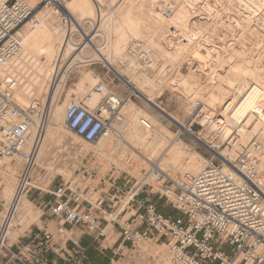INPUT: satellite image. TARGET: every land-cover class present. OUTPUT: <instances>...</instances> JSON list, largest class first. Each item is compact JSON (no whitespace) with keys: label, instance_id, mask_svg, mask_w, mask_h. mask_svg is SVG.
I'll return each instance as SVG.
<instances>
[{"label":"built area","instance_id":"1","mask_svg":"<svg viewBox=\"0 0 264 264\" xmlns=\"http://www.w3.org/2000/svg\"><path fill=\"white\" fill-rule=\"evenodd\" d=\"M207 2L199 0L197 6ZM62 4L63 0L0 2V158L13 159L20 154L33 126L40 132L41 126L36 124L34 116L41 112L42 102L32 99L26 106H21L14 97L20 84L15 63L23 52L25 28H35L40 24L39 10L50 8L65 20ZM175 5L173 1L164 2L158 7V12L168 17ZM194 14H198L201 22L206 17L211 25L217 20L215 12L206 15L198 9ZM172 30L167 40H171L174 46L175 40L182 39V35ZM228 40L232 42L231 38ZM132 55L138 65L134 67L136 72L153 71L156 62L151 49L139 48ZM184 60L187 64L193 61L188 57ZM159 69L157 82L161 85L169 82L163 78L172 76L174 70L170 64ZM124 83L130 85L127 80ZM104 90V83L100 82L94 86L93 92L102 93ZM259 90L253 83L247 94ZM133 94L129 91L124 97H118L109 92L92 108L70 101L65 109V126L82 140L95 142L110 133L121 103ZM242 109L239 113L231 111V119L227 121L221 110H208L201 99L196 98L189 103V124L183 128L208 153L206 161L196 173H181L175 177L155 161H149L141 178L132 177L121 197L114 198L121 211L128 208L130 212L120 225L124 243L135 246L145 238L161 241L171 252L170 264H264V140L257 136L251 138L231 159L221 155L239 140V126L244 121L236 117L241 116ZM140 122L149 128L143 118ZM35 147L36 144L17 176L15 199L25 195L32 186L29 179L35 166L32 161ZM44 190L51 195L44 205L45 212L56 219L58 231L63 232L64 227L69 226L80 228L84 233L102 235L99 226L107 205L104 195L88 199L71 181L64 180L52 189H41ZM140 192L147 197L157 195L163 198L165 204L173 209V214H162L150 199H137ZM108 201L114 204L111 199ZM13 204L14 198L7 204L2 202L0 190V264H48L46 253L51 249L52 234L47 230L33 233L26 245L16 244V251L10 250L7 260H2L3 250L12 248L6 244ZM80 250L83 251L82 248ZM81 263L82 260L77 259L76 264Z\"/></svg>","mask_w":264,"mask_h":264},{"label":"bare ground","instance_id":"2","mask_svg":"<svg viewBox=\"0 0 264 264\" xmlns=\"http://www.w3.org/2000/svg\"><path fill=\"white\" fill-rule=\"evenodd\" d=\"M2 1L4 0H0V2ZM94 1L102 2L104 0H63L61 6L65 14H69L74 19L78 20V29L83 30L85 39L89 36L86 31L84 32L83 20L85 19L93 22L99 21V31H106L107 34L109 33L103 47H101L102 44L98 45L95 43L93 39L94 36L86 39L89 46L93 49L92 54L89 56L90 58L84 55L87 43L82 46V42H74L72 24H70V22L69 25L65 27L66 23L58 17L59 15L57 16L54 14L50 8H41L39 10L38 17L40 24L35 28H25L23 52L15 63L16 69L20 74V84L14 94L16 101L27 103L32 100L34 96H38V100H41L45 94H48L51 82L57 79L62 71L64 72L72 65L91 60L101 61L112 71L122 75L123 71L114 64V58H120L122 60L124 58H126V60L129 59L127 62L128 66L131 67L132 65L133 67H138L132 52L134 53V51L144 47L153 51L156 64H162V59L164 58L173 62V65L170 64L174 70L172 76L164 77L163 79L168 80V85L170 84L172 88L174 87V89L180 90V92L184 93L190 100L193 101L195 98L201 99L211 108H217L218 105L219 110L222 111L221 114L225 116L227 121L231 119V116H229L231 111L235 110L234 112L239 113L241 108H243L240 113L241 116L236 117L237 120L242 119V121H244L243 124L239 126L240 138L237 143L233 145L231 150H224L221 155H225L228 159L233 158L235 156V147H237L238 142H245L246 139L253 138L250 137L253 133H256L259 139L264 140V63L261 64L260 62L261 66H259L260 64H253L247 71L242 72L237 70V66L233 64V57H231L233 55H229L231 53L235 55L236 53L232 52L233 48L230 47L232 43H228V41L222 37L218 38L219 36H217L216 40V38L212 37L211 31V33L207 32L209 30L208 28H204V25H199L197 22L195 23L192 17L189 19V16L198 12V9L202 11L204 8L202 7L201 9L202 5L197 6L198 2L196 3L195 0H176L173 13L165 17L154 10V5L157 0H110L109 4L114 8L112 9L113 11H111L114 16H111L108 15V12L97 7ZM169 1L171 0H165V3ZM216 1L225 3L228 6L231 5L233 10L232 14L237 21L235 24L237 25L240 22L243 24L242 26L244 27H241V32L243 31L242 29L245 28L250 31L249 33L252 32V35L250 34L248 36L252 37L255 45H251L252 47H250L252 48V52L257 51L262 53V55H258L261 56L260 59H262L264 57V41H262V35L264 36V22L263 24L261 23L262 27L257 26L258 24L256 25V23L253 22L254 20L251 16L253 12L249 9L251 5H249V7L244 5V2L241 0H209V3ZM258 1L264 2V0ZM256 3L259 2L256 1ZM206 6L208 7V5ZM211 13L212 12H210L209 15ZM196 19L199 20L200 17ZM233 21L234 20H232V22ZM191 24L192 26H190ZM253 24L255 25L253 26ZM186 26H188V28ZM207 26L209 25L207 24ZM164 27L167 28L168 31L173 29V32L180 33L182 39H177L174 46L168 47L163 44V39H168L170 36V32L164 34ZM213 27L215 26H212V28ZM261 31L263 33H261ZM218 32L220 31H217V33ZM215 33L216 32L213 30V34ZM240 35H243V33ZM190 45L192 49L188 55V59H193V61L190 62L191 66H189L186 74L180 75L178 72L175 73V69L178 67L177 64L185 57H183L184 46L186 49L187 46ZM239 52L240 51H238V53ZM225 64H227V69L222 68ZM65 67L66 69L64 70ZM141 71L143 72H141L139 74L140 76H137V78H132V76L127 79L129 83L133 84V90L131 91L134 93L138 92V86L140 88H145L146 86L151 87L156 79L155 76L158 75V72H155L156 75L151 76V72L145 70ZM63 75L64 74H61L60 79H62ZM83 77L82 80H85L86 76ZM81 83H83V81H81L80 84ZM253 83L257 85L260 90L258 92L252 91L250 94H247L248 89ZM59 85L56 84L57 87L53 90L52 96H50L51 99L47 116L41 119L34 116L36 124L38 123V125L41 126L40 132L37 131L36 126H33L31 134L20 154L16 155L13 159L6 157L0 158V172L4 168L3 175L0 177L2 202L7 204L14 198V211L7 232L6 246H8V235H15L11 230L14 222L21 219L28 223V221L37 217V213L33 211L30 201L24 194L15 199L17 184V177L15 176L17 169L12 166V160H15L17 163H23L30 156L33 145L36 144L34 153H32L33 163L43 167L45 171L55 172V163L60 150L53 153L49 159L44 160V156L48 153L50 148V142H63L66 135L70 136L72 144L84 141L65 126L66 103L58 104L56 102V97H58L57 92L60 91ZM82 90H84V86ZM90 97L91 96H89V98ZM144 99H146V101H151V103L158 107L163 113L175 119L164 108L154 103L151 97H145ZM230 99L231 101H229ZM92 101H96V96L92 98ZM74 102L79 103V101ZM119 110L121 115L119 114L120 116L112 121L110 133L95 141L94 146L92 145L94 149L106 152L105 154L109 153L110 155L121 141H129L130 147L135 151L139 152L138 148H143V152H139L142 156L145 155L146 152H152L150 157H146V159L143 156L145 162L148 163L152 161L151 156L154 157L162 147L166 155V157L163 158L164 162L179 167L182 165L186 168V173L189 174L196 173L203 166V163H205L206 159L182 142H175L177 145L167 148V145H169V142L173 139H171L170 131L165 126L159 124L155 118L138 116L140 109L138 110V108H136L131 99L122 102ZM141 118L146 121L149 128L145 127L140 122ZM157 124L159 125L158 129ZM249 125H252L250 130H248ZM112 137H115L116 141L114 145L110 146ZM82 150V153L86 152L85 148H82ZM111 159L116 162L113 156H111ZM160 165L162 166L163 163H160ZM262 165L264 166V159L262 160ZM13 179H15L14 185L11 183ZM29 183L32 186H36L37 179L34 180L32 178ZM140 246L144 250L150 247L148 243L144 241L140 242ZM156 264H170V258L166 251H161L156 255Z\"/></svg>","mask_w":264,"mask_h":264},{"label":"rangeland","instance_id":"3","mask_svg":"<svg viewBox=\"0 0 264 264\" xmlns=\"http://www.w3.org/2000/svg\"><path fill=\"white\" fill-rule=\"evenodd\" d=\"M171 1L176 2V0H171ZM195 1H196V3L198 2L197 0H195ZM241 1H243L244 5H247L248 7H249V5H251V8L249 7V9H251V12H253V13H251L252 19L254 20L253 22H255L256 25L258 24L257 26L262 27L261 23L263 24V22H264V7H263L264 2L258 1V0H253V1L248 0L249 2L246 3L247 1H244V0H241ZM256 1L259 3H256ZM164 2H165V0H157V2H156L157 4L155 3V5H154L155 12H158L159 5L163 4ZM216 2H210L209 3V0H208V2L204 4L205 6H203V5L201 6V9H202V7H204L202 9V12L205 14L207 13V15L210 13V11L216 13L218 18L215 21L216 23L214 22L215 24L212 23L213 25H211V23H207L208 19L206 17H204L205 19H203L201 17L204 20L202 23L200 20L196 19L198 14L195 15L194 13L189 16L190 17L189 19H191V17H192V19L195 20V23L197 22L199 25H202V26L204 25L203 26L204 28H208L209 30L207 32H209V33L212 32L211 35L213 38H216V40H217V36L221 35V37H223L225 40H227L228 43L233 42L230 45V47L233 48L232 52L233 53L236 52V53H235V55L232 53L229 55H233L231 57H233L232 58L233 62H234L233 64H235V66H237L236 67L237 70L243 72V71H247L250 67H252L253 64L259 65L260 62H261V64H263L264 63V57L262 59H260L261 56H258V55H262V53H259L257 51H254L255 53L252 52V48H251L252 46L251 45H255V44L253 43L252 37L248 36L250 34L252 35V32L249 33L250 31L246 30L247 28L242 29L243 31L241 32V27L243 28L244 26H242L243 24L241 22L238 23L239 25L237 24L239 27L235 24L237 21L234 19V15L232 14L233 10L231 8V5L228 6L225 3H220L218 1H216ZM251 2H252V4H251ZM94 4H96L97 7L100 6V8L103 11L108 12V15L114 16V15H112V12H111V11H113L112 9H114V8L111 7L109 2H107V1H102V2L96 1L95 2L94 1ZM100 4H102V5H100ZM217 4H219V5H217ZM206 5H208V7ZM209 6L211 9L209 8ZM217 6L219 9L217 8ZM255 8H257L258 10ZM109 12H111V13H109ZM195 13H197V12H195ZM64 18H65V20H63V22L66 23L65 27H67L69 25V22H70V24H72L74 42H77V43L82 42L81 43L82 46L85 43H87V46L84 50L85 51L84 55L87 56L88 58H90L89 56H90V54H92L93 49L91 48V46H89L88 41L86 40L87 38L94 36L93 39H94L96 44H98V45L102 44L101 47H103L105 45L106 39H107V36H109L108 35L109 33L107 34L106 31H99L100 30L99 29V21L93 22V21H87L88 19L83 20L84 21V32L86 31L89 35L85 39V36L83 35V30L78 29V25H79L78 20L74 19L69 14H65ZM232 20H234L235 22L234 21L232 22ZM227 23H229V24H227ZM207 24L209 26H207ZM254 25L255 24H253V26ZM212 26H215V27L212 28ZM186 27L188 28V26H186ZM214 28L217 31L218 30L220 31V32H218L219 35ZM212 29L217 34L216 33L213 34ZM223 31H226V32L224 33ZM163 32H164V34L169 33V31L165 27L163 29ZM238 33H239V35H238ZM241 33H243V35H240ZM261 33H263V32L261 31ZM239 36H240V38H239ZM226 37L229 39L232 38V42H229V40ZM218 38H220V36ZM262 39L261 40L264 41L263 35H262ZM175 42H176V40H175ZM162 43L167 45L168 47L172 46L171 40L167 41V39H163ZM187 48L185 49V46H184L183 57L184 56L185 57L183 58V60L186 59V57H188L189 53L191 52L192 46L191 45L187 46ZM239 49H242V50H239ZM238 51H240V52L238 53ZM257 53H259V54H257ZM166 59L165 58L162 59V61H163L162 65H157L156 63H154L153 71H151V73H150L151 76L156 75L155 72L159 73L160 67H164V65H169V64L173 65L172 61L166 60ZM183 60L179 61V64H177L178 67L175 69V73L178 72L180 75L186 74L189 66H191L190 64H187L185 60L184 61ZM258 60H259V62H258ZM128 61H129V59L126 60V58H124L123 60L120 58H114V64L120 70L123 71L122 75H119V74L115 73L114 71H112L105 63H103L101 61H95V60H93V61L91 60V61L80 63V64H75V65L68 67L67 69L65 67L64 70L65 69L66 70L64 72L62 71V73H61V74H64L62 76V79H60V77H61V74H60L57 77V79H55L53 82H51L50 87L48 89V94H45L46 96L44 95V97L41 98L40 101L42 102L43 107L40 110L41 112H38L37 117H44L45 118L47 116V111L49 110V102L51 99L50 96H52V94L54 92L53 90H55V88L57 87L56 84L59 85V82H60V85H59L60 91L57 92L58 97H56V99H57L56 102L58 104L66 103V107L70 101H79V102L87 105L89 108H92L98 103V101H100L102 98H104L105 95L108 94L109 92H114L118 97H123L120 94L121 89L125 90L126 94L129 91L133 90V84L130 83V85H126L124 83V80H127L132 76H133L132 78H135V77L137 78V76H140L139 74L141 72H143V71L136 72L132 65H131V67L127 65ZM261 64L259 66H261ZM226 66H227V64L223 65L222 68L224 69V68H226ZM152 72H154V73H152ZM83 76H86L87 80L86 79L82 80V78H84ZM155 78H154L155 79L154 83L152 82L153 87L152 86L151 87L146 86L145 88L144 87L140 88L138 86V92L134 93L132 95V97L130 98L134 102L136 108H138V110L140 109L138 116L155 118L159 124L165 126L170 131L171 139L172 138L173 139L169 142V145H167V148H170L171 146L177 145L175 142H182L183 144H186L187 146L192 148V150H195V152H197L199 155H201V157L206 159L205 157L208 156V153L205 151V149H203L201 146H199L193 139H191L185 133L184 128H183V126L187 127L189 124L187 122V116H188V111H189L188 110L189 109V103L192 100H190V98L187 97L184 93L180 92V90L174 89V87L172 88L170 84L168 85V82H165L162 85L159 84L157 82V80L159 78L158 76H155ZM81 81H83V83L80 84ZM100 82L104 83L105 91H103L102 93H92L94 86ZM155 82H157V83H155ZM83 86H84V90H82ZM89 96H91V97L89 98ZM95 96H96V101L93 102L92 98H94ZM37 97L38 96H34L32 99H38ZM145 97H151L154 103H156L158 106L164 108L175 119H173L169 115L163 113L158 107L153 105L151 103V101H146V99H144ZM44 99H46L47 101ZM17 102L21 106H26L30 101H28L27 103H21L19 101H17ZM203 103H204V106L208 110L212 111V110H218L219 109L218 105H217V108H211L206 102L203 101ZM214 107H216V106H214ZM120 113L121 112L119 110L118 116L121 115ZM64 123H65V121H64ZM158 126L159 125L157 124V129H158ZM193 126L195 127V124H193ZM251 128H252V125H249L248 130H250ZM120 133H122V132H120ZM255 136H258V135L256 133H253V135L252 134L250 135V137H255ZM65 137L66 138L63 142H59V143H55V142L51 143L50 142V144H49L50 148L48 150V153L44 156V160H47L53 155V153H55L57 150H60V153L58 155L56 154L57 159H56V163H55V170H56L55 172L54 171L53 172L52 171H50V172L45 171V169L43 167H40V166L36 165V163H35V166H34L32 172L30 174L29 180H32V178L34 180L37 179V183H36V186L33 185L30 187L29 191L25 194V196L30 201V204L32 206L33 211L37 213V217L32 219L31 221H28V223L26 221L21 220V219H19L13 223L11 230L15 233V235L14 236L10 235V234L8 235L9 236L8 246L12 245V248H10V249L5 248L3 250L2 260L4 262L7 260L8 256L11 254L10 250L16 251V244L17 245H26L27 243H29L31 241V235L33 233H35L39 230H45L47 228H48V231H51L53 233H56L58 231V222L53 217L48 216L46 214L45 208H44V205L47 203V201H49L51 199V195L45 190L41 191V189H52L53 186H55L61 180L71 181L72 185L74 183H76V185L81 187V189H82L86 184L89 183V180L86 179V180L82 181L79 178V174H82V170H84L86 167L89 168V167H94V166H99L98 168L104 167V168L108 169L111 165L114 167L113 169L117 170V172L122 173L125 176H130V177H134L136 179H139L143 176V174L145 173L147 166H148V163L145 162V160L143 159V156L146 159V157H150V155L152 154V152H150V153L146 152V154L142 156L140 154L143 152L142 147L138 148V151L140 152L139 153V152L135 151L132 147H130L131 145L129 144V141L124 140V141H121L118 144V146L113 149V151H112V153H110V155H109V153H107L108 154L107 155V154H105L106 152L99 151V150H96L93 148L95 142L87 143L84 141H80V142H76L75 144H72L71 143L72 139L70 138V136L66 135ZM249 139L250 138H248V140L246 139L245 142L239 141L237 144V147H235L236 148L235 152L237 150H240L241 146L245 145L247 143V141H249ZM115 141H116V138L112 137V139L110 141V146L114 145ZM82 148L86 149L85 153H82V151H83ZM226 150L227 151L231 150V148H228ZM150 151H151V149H150ZM164 153H165V151L161 147L159 149V152H157L154 155V157L151 156V160L155 161L158 165H160V163H163L162 166L160 165L161 169H163L165 172H167L169 175H171L173 177H175L176 175L181 174V173H186V168H184V166L181 165L179 167V166L174 165V164H173L174 165L173 166L170 163L168 164V163L164 162L163 158L166 157V155ZM162 155H163V157H162ZM111 156H113L116 159V162L113 161V159H111ZM11 164L13 167H16V169H17L16 176H15V177H17L21 168H22V163H17L15 160H12ZM203 165H204V163H203ZM3 171H4V168L0 172V177L3 175ZM67 173H68V176H67ZM16 181H17V179H16ZM148 181H150V179H148ZM11 183L14 185L15 179H13L11 181ZM167 210L172 212V214H173V211L171 208L167 207ZM21 221H23V222H21ZM67 236H68V234L66 233V231L63 230L62 237H61L62 240H64ZM143 241L145 243L146 242L148 243V245L150 246L149 249L144 250L140 246V242H143ZM140 242H138L135 246H131L130 244L124 243L123 246H121L120 250L117 252V254H115V256L113 257V260L109 264H156V255L158 253H160L161 251H166L169 258L171 257V252L169 250V247L161 241L155 242L153 239L145 238V239L140 240Z\"/></svg>","mask_w":264,"mask_h":264},{"label":"crops","instance_id":"4","mask_svg":"<svg viewBox=\"0 0 264 264\" xmlns=\"http://www.w3.org/2000/svg\"><path fill=\"white\" fill-rule=\"evenodd\" d=\"M120 94L124 97L126 91L121 89ZM98 167H86L82 170V174H79V178L82 181L89 180V183L82 189L76 183L73 185L78 191H82L88 199L99 194L106 197L107 205L99 226L102 235L84 233L80 228L65 226L64 231H66L68 236L62 240V232L53 233L49 231L52 234V244L51 249L46 253L48 264H76L77 259L82 260L81 264H109L121 246H123L124 242L120 236V225L130 212L127 210L128 208L121 211L120 204L114 198H120L133 179L117 172L111 165L108 169ZM108 199H111L114 204L111 205ZM137 199L142 201L150 199L159 212L164 215L172 214V212L167 210L169 206L165 204L164 199L159 198L157 195L147 197L143 192H140ZM45 230L48 231V228ZM10 264L18 263L11 262Z\"/></svg>","mask_w":264,"mask_h":264}]
</instances>
